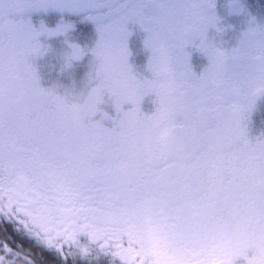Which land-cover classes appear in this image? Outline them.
Returning <instances> with one entry per match:
<instances>
[{"label":"snow or ice","instance_id":"snow-or-ice-1","mask_svg":"<svg viewBox=\"0 0 264 264\" xmlns=\"http://www.w3.org/2000/svg\"><path fill=\"white\" fill-rule=\"evenodd\" d=\"M0 232V264H264V17L0 0Z\"/></svg>","mask_w":264,"mask_h":264},{"label":"flooded vegetation","instance_id":"flooded-vegetation-1","mask_svg":"<svg viewBox=\"0 0 264 264\" xmlns=\"http://www.w3.org/2000/svg\"><path fill=\"white\" fill-rule=\"evenodd\" d=\"M221 3H223V2H221ZM250 11L254 12L253 10H250ZM79 28H80V31H90V26H88L86 24L85 25H80ZM141 35L142 34H137V35L133 36V38H132V46H133L134 50H136V49H138L140 47ZM138 59H142V57H138ZM192 60H193L194 66H196L197 70L199 69V67L201 65L206 63V59L200 53L195 52V51L192 54ZM256 120H257V123H259V120H260V116L259 115L256 117ZM0 235H2V232H0ZM26 246L27 247H25V248L27 249L29 247V245L27 244Z\"/></svg>","mask_w":264,"mask_h":264},{"label":"rangeland","instance_id":"rangeland-1","mask_svg":"<svg viewBox=\"0 0 264 264\" xmlns=\"http://www.w3.org/2000/svg\"><path fill=\"white\" fill-rule=\"evenodd\" d=\"M221 2H223V0H220V3ZM246 3L249 7V10L254 11L253 12L254 14H256L258 17H264V0H246ZM81 32L86 34L89 31H81Z\"/></svg>","mask_w":264,"mask_h":264},{"label":"trees","instance_id":"trees-1","mask_svg":"<svg viewBox=\"0 0 264 264\" xmlns=\"http://www.w3.org/2000/svg\"><path fill=\"white\" fill-rule=\"evenodd\" d=\"M16 242H19V241H16ZM26 245H27V243H25V247H27Z\"/></svg>","mask_w":264,"mask_h":264}]
</instances>
